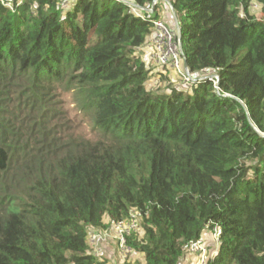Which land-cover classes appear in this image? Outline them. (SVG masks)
Instances as JSON below:
<instances>
[{
	"label": "trees",
	"instance_id": "trees-1",
	"mask_svg": "<svg viewBox=\"0 0 264 264\" xmlns=\"http://www.w3.org/2000/svg\"><path fill=\"white\" fill-rule=\"evenodd\" d=\"M161 4L219 95L208 78L147 88L170 77L140 54L154 21L171 28ZM131 210L142 263L124 264H182L207 224L221 235L206 264H264V0H0V264H108L88 236Z\"/></svg>",
	"mask_w": 264,
	"mask_h": 264
},
{
	"label": "built area",
	"instance_id": "built-area-1",
	"mask_svg": "<svg viewBox=\"0 0 264 264\" xmlns=\"http://www.w3.org/2000/svg\"><path fill=\"white\" fill-rule=\"evenodd\" d=\"M70 1L60 0L61 7L65 8ZM169 9L172 13L171 7ZM153 26L154 32L145 45L150 51L148 62L159 71L168 70L174 73L177 80L180 81V87L186 90H189L196 82L208 78L213 83L214 92L219 95L218 77L215 74H193L184 68L185 58L176 30L169 28L163 21H154ZM139 221V212L131 210L127 220L113 224L108 231L91 233L88 236V243L94 255L97 256L94 247L103 243L114 244L117 246L116 250L126 255L125 257L131 255L132 251L126 245V238L139 229ZM220 235L221 229L219 227H212L207 224L201 237L184 247L186 255L184 262L183 259L181 260L182 264L185 262L188 264H206L217 253L220 245Z\"/></svg>",
	"mask_w": 264,
	"mask_h": 264
},
{
	"label": "rangeland",
	"instance_id": "rangeland-1",
	"mask_svg": "<svg viewBox=\"0 0 264 264\" xmlns=\"http://www.w3.org/2000/svg\"><path fill=\"white\" fill-rule=\"evenodd\" d=\"M249 13L251 15H254L258 20L261 19V13H260V8L255 5L254 2H250L249 6ZM244 7H240V16H244ZM169 9L166 8L165 5L161 4L158 9V13L160 16H164L165 20L169 24V26L174 29V22L173 20L175 19L174 14L168 11ZM150 40V39H149ZM148 40V42H149ZM147 54H150V51L147 47L143 48ZM142 52V51H141ZM141 58L144 59V56H141ZM148 59V57H145ZM156 70V68L153 66V70ZM170 77L164 79V84L161 83V81L154 76L152 77L153 83H150L149 86L147 87L150 91H158L160 93L169 91L167 90L168 84L170 86H180V81L177 80L176 76L174 74H170ZM177 87V88H178ZM170 88V87H169ZM60 100V106L62 107V110L66 113L67 116V122L69 123L70 126H73V130L76 134L83 136L87 139L94 140L96 139V132L93 131V122L91 121L90 116L88 115L87 112L80 110L79 106L75 103L74 97L72 93H64L61 95L59 98ZM140 229L138 230V233L140 235ZM111 247V246H110ZM96 248V254L99 258H104L108 261V264H124L125 262H140L142 263V257L139 254L131 256V258L125 257L126 255L121 254L119 251L116 249L114 252L111 249L107 248V243L100 244L99 246L94 247ZM107 254H111L110 256H107ZM125 257V258H123ZM122 262L120 263V261ZM184 264H188L185 262Z\"/></svg>",
	"mask_w": 264,
	"mask_h": 264
},
{
	"label": "crops",
	"instance_id": "crops-1",
	"mask_svg": "<svg viewBox=\"0 0 264 264\" xmlns=\"http://www.w3.org/2000/svg\"><path fill=\"white\" fill-rule=\"evenodd\" d=\"M145 47H147V46H145ZM145 47H143V48H145ZM143 48H141V51H142V52H141L140 54H141V56H144V59L148 62V61H149V60H148V59H149V55L147 54V52H146ZM145 57H148V59L145 58ZM142 59H143V58H142ZM145 60H144V61H145ZM148 63H149V62H148ZM151 65H152V64H151ZM155 73H156V74H157V73H162V74H166V75H168V76H169L170 74L172 75L171 72H169V73H170V74H169L166 70H164V71H159L158 69L155 70ZM110 246L113 247L111 244L108 243V244H107V248H108V249H111ZM113 249H114V248H113ZM111 250H112V249H111ZM112 251L114 252L115 250H112ZM110 255H111V254H107V256H110ZM111 256H112V255H111ZM121 262H122V260L120 261V263H121ZM183 264H184V263H183Z\"/></svg>",
	"mask_w": 264,
	"mask_h": 264
},
{
	"label": "water",
	"instance_id": "water-1",
	"mask_svg": "<svg viewBox=\"0 0 264 264\" xmlns=\"http://www.w3.org/2000/svg\"><path fill=\"white\" fill-rule=\"evenodd\" d=\"M176 33H177V35L179 37V31H178L177 27H176ZM184 68L187 69V66H186L185 62H184Z\"/></svg>",
	"mask_w": 264,
	"mask_h": 264
},
{
	"label": "clouds",
	"instance_id": "clouds-1",
	"mask_svg": "<svg viewBox=\"0 0 264 264\" xmlns=\"http://www.w3.org/2000/svg\"><path fill=\"white\" fill-rule=\"evenodd\" d=\"M176 25V24H175ZM176 27V26H175ZM176 30V29H175Z\"/></svg>",
	"mask_w": 264,
	"mask_h": 264
}]
</instances>
